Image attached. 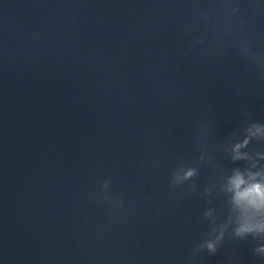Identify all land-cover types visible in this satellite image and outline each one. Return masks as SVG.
Returning <instances> with one entry per match:
<instances>
[{"label": "water", "instance_id": "water-1", "mask_svg": "<svg viewBox=\"0 0 264 264\" xmlns=\"http://www.w3.org/2000/svg\"><path fill=\"white\" fill-rule=\"evenodd\" d=\"M237 175L264 184V0H0V264H264Z\"/></svg>", "mask_w": 264, "mask_h": 264}, {"label": "clouds", "instance_id": "clouds-1", "mask_svg": "<svg viewBox=\"0 0 264 264\" xmlns=\"http://www.w3.org/2000/svg\"><path fill=\"white\" fill-rule=\"evenodd\" d=\"M193 174V171L190 170L185 173V178ZM243 184L244 180L242 177L239 175L234 177L232 185L236 191L235 202L245 213V218L236 229V236L238 237H244L246 234L256 232H264V222H252V217L264 216V184H251L247 188L241 189L240 186ZM249 213L251 216L248 215ZM217 243L206 241L204 244L199 245L196 251L206 250L209 255H215L218 248ZM260 251H264V248H261Z\"/></svg>", "mask_w": 264, "mask_h": 264}]
</instances>
